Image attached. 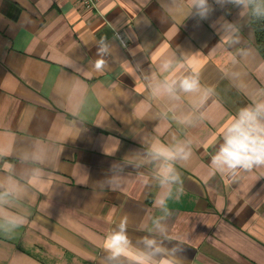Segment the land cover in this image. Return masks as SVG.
Here are the masks:
<instances>
[{
  "label": "crops",
  "instance_id": "obj_1",
  "mask_svg": "<svg viewBox=\"0 0 264 264\" xmlns=\"http://www.w3.org/2000/svg\"><path fill=\"white\" fill-rule=\"evenodd\" d=\"M161 2L99 0L89 8L78 0H0V146L13 150L0 169L9 163L24 168L17 156L34 144L52 160L21 206L29 222L0 231V264H101L102 239L125 216L133 240L144 235L138 231L144 217L160 214L154 205L159 188L145 185L131 167L120 189L103 181L148 133L194 141L193 161L179 169L183 184L167 202L169 235L182 244L183 264H264V175L243 173L232 183L208 168L224 127L249 102V90L264 87L254 71L264 60L254 25L244 24L232 5H213L208 19L192 16L179 24ZM220 17L243 25L241 44L229 52L253 50L243 64L244 83L226 78L228 54L212 51L220 40L212 25ZM105 37L112 52L98 72V42ZM177 48L178 54L202 53L190 54L179 71L198 72L202 84L215 89L195 128L151 120L145 87L130 75L149 71Z\"/></svg>",
  "mask_w": 264,
  "mask_h": 264
},
{
  "label": "clouds",
  "instance_id": "obj_2",
  "mask_svg": "<svg viewBox=\"0 0 264 264\" xmlns=\"http://www.w3.org/2000/svg\"><path fill=\"white\" fill-rule=\"evenodd\" d=\"M223 8L232 5L240 9L239 17L247 26L251 21L264 20V0H162L161 9L170 18L182 24L189 17L208 19L214 6ZM220 40L212 51L222 49L229 56L230 66L224 75L231 81L244 83L247 72L243 64L254 56L248 47H239L235 54L229 49L241 44L242 27L240 21L232 22L220 17L213 25ZM112 47L107 38L98 42L94 69L103 72L108 66L105 56L111 54ZM188 53L171 51L159 59L155 67L147 72L130 73L136 81H141L146 90V99L150 106L151 120H169L183 128H195L203 120V109L215 89L201 82L198 72L182 73ZM138 67V66H137ZM258 79L264 81V60L254 69ZM249 102L238 108L221 133V139L214 154L211 155L208 168L210 175L217 174L236 183L243 173L260 171L264 175V87H254L248 92ZM113 155L114 153H106ZM13 150L0 146V161L11 157ZM195 156L194 141L191 137H179L170 133L167 140L151 135H143L141 148L114 162L103 184L116 191L126 179L125 169L131 167L143 178V183H154L159 188L154 205L159 215L147 214L138 228L144 233L133 238L129 235L128 217L120 222L102 239L105 255L101 264H183L178 253L182 251L178 238L169 235V219L172 215L168 200L173 189L183 184L181 167H187ZM18 161L25 165L17 170L14 163L0 169V231L13 232L26 225L28 215L21 210L24 202L32 199L35 187L43 183L44 166L52 163L49 152L39 144L22 149ZM144 169L149 170L145 175ZM179 193L177 192V195ZM15 209V210H14ZM167 242L177 243L168 247Z\"/></svg>",
  "mask_w": 264,
  "mask_h": 264
},
{
  "label": "trees",
  "instance_id": "obj_3",
  "mask_svg": "<svg viewBox=\"0 0 264 264\" xmlns=\"http://www.w3.org/2000/svg\"><path fill=\"white\" fill-rule=\"evenodd\" d=\"M257 37V46L264 58V20L252 21Z\"/></svg>",
  "mask_w": 264,
  "mask_h": 264
},
{
  "label": "built area",
  "instance_id": "obj_4",
  "mask_svg": "<svg viewBox=\"0 0 264 264\" xmlns=\"http://www.w3.org/2000/svg\"><path fill=\"white\" fill-rule=\"evenodd\" d=\"M81 4L85 7H96L99 0H78ZM117 37L119 38L120 42L123 43L124 46L128 45L127 39L122 32H117Z\"/></svg>",
  "mask_w": 264,
  "mask_h": 264
}]
</instances>
